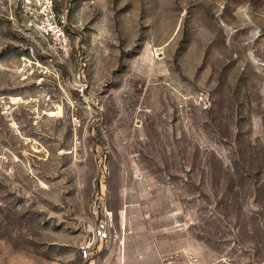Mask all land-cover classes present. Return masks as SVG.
<instances>
[{
    "label": "rangeland",
    "instance_id": "374dc122",
    "mask_svg": "<svg viewBox=\"0 0 264 264\" xmlns=\"http://www.w3.org/2000/svg\"><path fill=\"white\" fill-rule=\"evenodd\" d=\"M22 5L0 0V264H264V0H61L59 62Z\"/></svg>",
    "mask_w": 264,
    "mask_h": 264
},
{
    "label": "built area",
    "instance_id": "2783aa9c",
    "mask_svg": "<svg viewBox=\"0 0 264 264\" xmlns=\"http://www.w3.org/2000/svg\"><path fill=\"white\" fill-rule=\"evenodd\" d=\"M61 0H22L21 14L25 17L28 27L41 44V50L49 55L51 62L63 61L71 46V36L64 18L56 7ZM27 64L20 72L27 73ZM100 238H106L104 230L98 231ZM88 254V251H84Z\"/></svg>",
    "mask_w": 264,
    "mask_h": 264
}]
</instances>
